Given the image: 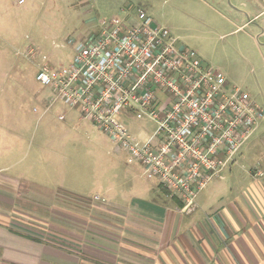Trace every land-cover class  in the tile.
Returning a JSON list of instances; mask_svg holds the SVG:
<instances>
[{
    "label": "rangeland",
    "instance_id": "obj_1",
    "mask_svg": "<svg viewBox=\"0 0 264 264\" xmlns=\"http://www.w3.org/2000/svg\"><path fill=\"white\" fill-rule=\"evenodd\" d=\"M139 9L264 110V13L253 20L264 10V0H0V171L62 191L58 192L61 198L48 203L49 199L34 196L49 198L53 194L21 182L14 194L30 200L7 206L2 196L8 194L2 191L5 188L0 189V202H5L0 207L15 212L19 229L22 224L37 228L41 217L42 227L55 232L58 225L70 226V217L79 214L80 220L87 219L91 209L88 200L98 202L97 196L105 187L111 186L117 202L126 206L130 199L146 198L143 194L149 184L156 183L145 180L140 165L127 164L124 154L116 152L110 139L91 122L82 121L88 135H83V130L78 134L71 130L69 125L80 116L77 111L61 106L67 119L59 121L62 111L51 110L42 116L41 104L35 99L45 89L36 81L35 65L42 62L43 55L51 66L68 64L73 58L70 38L87 39L100 32L102 22L120 14L135 15ZM38 52L42 56L31 61L30 53ZM127 125L134 136L145 141L155 130L154 123L146 119ZM60 127L67 138L60 139ZM263 134L259 131L255 137L261 139ZM243 155L234 167L235 177L257 166L259 151ZM228 175L224 171V180L213 178L198 199L214 221L215 205L229 201L237 192L231 180H226ZM29 191L33 197L28 196ZM205 196L210 199L208 206L202 204ZM95 210L97 214L107 213ZM194 216L198 221L204 218L200 210ZM224 247L230 248L227 241Z\"/></svg>",
    "mask_w": 264,
    "mask_h": 264
},
{
    "label": "built area",
    "instance_id": "obj_2",
    "mask_svg": "<svg viewBox=\"0 0 264 264\" xmlns=\"http://www.w3.org/2000/svg\"><path fill=\"white\" fill-rule=\"evenodd\" d=\"M68 43V64L51 66L30 53L31 61L42 56L36 81L98 127L127 164L140 165L147 180L178 197L182 214L200 210V194L236 162L264 110L144 10L115 16L100 32ZM145 119L155 125L146 141L127 125Z\"/></svg>",
    "mask_w": 264,
    "mask_h": 264
},
{
    "label": "crops",
    "instance_id": "obj_3",
    "mask_svg": "<svg viewBox=\"0 0 264 264\" xmlns=\"http://www.w3.org/2000/svg\"><path fill=\"white\" fill-rule=\"evenodd\" d=\"M263 13L264 10L253 20ZM35 99L41 104L42 116L51 110L62 111L61 106H65L55 101L54 94L47 88L39 91ZM77 113L80 115L78 121L69 126L78 134L87 126L82 125L85 119ZM60 116H64V120H60ZM59 117V121H65L67 113L62 111ZM262 130L264 121L256 134ZM60 131V139L68 137L64 136L63 128L60 127ZM256 134L246 144V149L242 148L236 162L225 170L229 172L226 180H231L237 192L229 201L215 205L212 210L215 221L201 202L202 221H198L194 213L182 214L180 199L157 182L149 184V190L143 194L146 198L130 199L126 206L117 202L118 197L111 186L103 187L104 191L100 188L103 193L97 196L98 202L88 200L91 209L85 217L87 219L80 220L79 214V217H70L67 222L71 225L66 224V228L58 225L55 232L42 227L41 217L38 219L41 222L35 221L40 225L37 228L22 224L23 228L19 229L15 212L0 207V264H264V175L255 176V170L264 173V134L261 139H257ZM83 135H88L87 131L83 130ZM256 150L259 151L257 166L235 177L234 167L238 159L244 158V152ZM116 152L124 154L118 149ZM124 157L126 159L125 154ZM1 181L0 189L5 188L2 191L8 194L2 196L7 200V206L22 205L30 200L28 197L21 200L16 196L18 193L14 194L21 188V182L53 194L49 198L34 196L40 200L49 199L48 203L59 199L58 192H62L61 189L55 192L30 180L16 178L3 170L0 171ZM28 196L33 197L30 191ZM201 200L203 205L210 204L208 196ZM2 203L5 204L0 202V205ZM96 208L107 213L97 214ZM80 222H84L82 227ZM48 238H54V243ZM225 240L231 249L224 247Z\"/></svg>",
    "mask_w": 264,
    "mask_h": 264
},
{
    "label": "bare ground",
    "instance_id": "obj_4",
    "mask_svg": "<svg viewBox=\"0 0 264 264\" xmlns=\"http://www.w3.org/2000/svg\"><path fill=\"white\" fill-rule=\"evenodd\" d=\"M164 189V188H163ZM167 191V190H166ZM169 192V191H168ZM170 193V192H169ZM199 199V198H198Z\"/></svg>",
    "mask_w": 264,
    "mask_h": 264
}]
</instances>
